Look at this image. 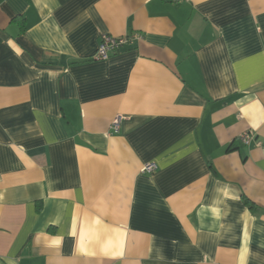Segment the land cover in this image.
I'll list each match as a JSON object with an SVG mask.
<instances>
[{"label": "crops", "instance_id": "1", "mask_svg": "<svg viewBox=\"0 0 264 264\" xmlns=\"http://www.w3.org/2000/svg\"><path fill=\"white\" fill-rule=\"evenodd\" d=\"M0 264H264V0H0Z\"/></svg>", "mask_w": 264, "mask_h": 264}, {"label": "built area", "instance_id": "2", "mask_svg": "<svg viewBox=\"0 0 264 264\" xmlns=\"http://www.w3.org/2000/svg\"><path fill=\"white\" fill-rule=\"evenodd\" d=\"M139 35L129 36H112L109 34H102L100 36L99 44L96 48L92 58L94 61H105L108 60L112 55L120 51L122 47L127 45L131 39H139ZM119 117L115 118L112 122V127L118 129ZM254 139L252 132H245L240 140L243 144L247 145ZM157 166L153 162L145 163L142 168V173H152L156 171Z\"/></svg>", "mask_w": 264, "mask_h": 264}, {"label": "trees", "instance_id": "3", "mask_svg": "<svg viewBox=\"0 0 264 264\" xmlns=\"http://www.w3.org/2000/svg\"><path fill=\"white\" fill-rule=\"evenodd\" d=\"M229 149H231L230 147H228ZM245 203L248 205L249 208H253V204L251 202H249L247 199H244Z\"/></svg>", "mask_w": 264, "mask_h": 264}]
</instances>
